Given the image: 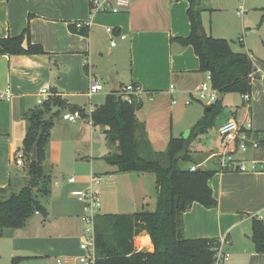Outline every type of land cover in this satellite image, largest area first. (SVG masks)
Instances as JSON below:
<instances>
[{
  "label": "crops",
  "instance_id": "1",
  "mask_svg": "<svg viewBox=\"0 0 264 264\" xmlns=\"http://www.w3.org/2000/svg\"><path fill=\"white\" fill-rule=\"evenodd\" d=\"M201 6L204 8L202 19L206 31L214 37L226 38L234 51L249 53L258 67L257 62H261L258 59L264 58V23L254 38L250 34L251 19L244 18L248 12L246 8L243 14H239L240 7L237 10L236 17L243 18L241 23L236 20V24H219L212 19L213 12L225 7H218L216 0H201ZM188 7L187 0H132L123 13L96 16L88 34L84 35L72 25L89 16L87 0H0V37L19 35L29 25L32 41L42 44L46 51L45 54L32 56H0V90L9 87L13 94L10 101L0 100V187L18 191L29 179L28 165L24 162L18 164L17 154L23 153L22 144L27 132L25 114L39 106L37 100L46 85L50 86L51 96H60L69 102L87 97L92 100L94 95L106 97L130 83L139 85L143 91L137 97L142 105L136 111V117L145 123L154 151L166 150L170 138L174 136L178 104L184 101L185 107H180L186 112L185 118L189 123L199 121L207 104L201 103L194 94L207 81L208 72L199 70V58L192 45L182 46L172 40L173 37H186L191 33ZM262 9L260 18L253 16L254 24L261 20ZM240 24L243 30L239 39L244 46L242 49L231 44L229 37L234 30H240ZM109 25L116 28V34L107 32ZM119 32L126 38H120ZM112 39L116 40L115 46L111 45ZM254 48H259L261 55H258L262 58L256 56ZM257 73L252 78L249 103L243 100L241 94L240 100L232 103L228 99L232 93H219L223 109L211 130L218 131L219 126L229 119H235L251 137H255L256 131L264 130V70L261 68ZM91 80L103 85L102 91L93 96L87 94ZM188 100L190 103H187ZM63 115L59 116L61 121H55L51 131V140L56 144L52 145L44 166L55 167L52 170L54 173L64 163L73 168V173L77 174L73 176H77L78 182L66 180L61 185L60 180L56 181L52 191L58 196L47 208L43 220L32 217L21 228L6 229L0 238V260L4 256L11 260L21 256L26 257V263H30L44 256L70 253L73 250V234L76 227L80 228L79 217L86 212L72 191L86 186L93 174L99 177L107 174L100 178L101 182L96 187L101 202L100 214L118 210H123L122 213L136 212L138 203L135 196L142 200L153 190L156 192L153 172L112 171L113 165L104 160L111 150L109 143L106 146V142L99 140L98 131H104L94 126L91 119L85 118L87 114L76 122L66 120ZM194 124H187L188 130L184 134L189 136ZM208 140L206 135H201L191 144V150L196 158L202 160L199 166L218 170L209 180L218 204L207 208L194 202L183 215L184 234L187 238L225 240L224 250L230 253V260L221 264H264V254L254 250L251 238L252 215L264 209V172L222 170L219 155L225 151V141L218 136ZM237 155L257 158L264 155V146L259 151ZM209 163L214 164L207 166ZM114 174L126 176L120 178ZM156 201L155 197L149 203V210L153 211ZM115 208L120 209L114 211ZM59 218L62 222H55ZM43 229L48 233H42ZM137 237L147 241L137 244L135 238L137 249L153 250L147 233ZM3 240L9 241V251L3 250V246H7L2 243ZM74 250L84 253L77 241ZM77 263L74 261V264Z\"/></svg>",
  "mask_w": 264,
  "mask_h": 264
},
{
  "label": "trees",
  "instance_id": "2",
  "mask_svg": "<svg viewBox=\"0 0 264 264\" xmlns=\"http://www.w3.org/2000/svg\"><path fill=\"white\" fill-rule=\"evenodd\" d=\"M187 14L191 33L186 37H173L182 46L192 45L200 62V71L210 72L212 85L222 94L251 93V74L256 70L249 53L234 51L226 38L209 34L202 19L204 8L201 0H187ZM264 11V8L262 9ZM264 23V13L260 24ZM87 35L88 29L77 30ZM42 44L34 43L27 25L16 36L0 37V56L45 54ZM67 101L60 96H50L42 105L25 114L27 132L22 144L23 157L28 163L29 179L18 191L0 187V238L5 230L23 227L37 212L47 215L38 195L48 197L51 192V174L44 166L46 148L53 126V106L65 107ZM142 102L136 96L128 101L117 92L106 95L104 102L91 112V122L103 129L110 145L106 161L116 167L117 173L155 174L156 207L153 211L141 210L131 213L98 214L94 221V264H211L214 260L217 238H187L184 234L183 215L194 202L207 208L216 207L217 199L209 180L217 173L216 168H203L202 160L196 158L191 144L199 135L215 125V119L223 109L222 99L205 106L203 117L191 128L187 137L172 136L164 151H154L147 135L145 123L136 117ZM71 111L79 105L69 106ZM57 114V112L55 113ZM255 136L264 146V130ZM235 140L229 152L238 149ZM112 146V147H111ZM36 151V157L33 153ZM225 171H228L226 169ZM147 233L153 250L137 249L135 238ZM254 250L264 254V221L252 218ZM16 256L11 264H18Z\"/></svg>",
  "mask_w": 264,
  "mask_h": 264
},
{
  "label": "built area",
  "instance_id": "3",
  "mask_svg": "<svg viewBox=\"0 0 264 264\" xmlns=\"http://www.w3.org/2000/svg\"><path fill=\"white\" fill-rule=\"evenodd\" d=\"M89 3V16L84 20H78L74 23L77 29H88L93 23V19L98 15H116L123 13L130 5L132 0H87ZM246 9L243 5L239 8V14L245 13ZM107 32L111 35L116 34V28L114 26H107ZM118 36L122 39L126 38V35L119 32ZM111 45H116V40H111ZM261 68L257 67L253 71L251 77L253 78L257 72H260ZM173 87V86H171ZM103 85L96 81L91 80L89 83V88L87 94L93 96L94 94L102 91ZM50 86L46 85L41 89L40 96L37 100L39 105H42L48 98L51 96L49 93ZM142 89L139 85L136 84H127L122 86L117 92L118 95H121L128 101H132V96H139L142 93ZM219 92L212 85V76L208 72L207 81L202 83L194 97L202 102H205L207 105L212 104L217 101ZM12 92L9 87L4 90H0V100L10 101L12 99ZM243 100L246 103H249L251 100V93H245L242 95ZM175 102V101H174ZM190 103V100L187 101ZM66 120L71 122H76L81 119L82 113L79 110L69 111L63 115ZM220 136L225 141V151L219 155V164L222 170H239V171H261L264 172V155H261L257 158H243L240 155H247L251 150H260L263 146L260 143V137L254 138L249 136L244 132L235 119H229L218 128ZM238 139V149L236 152H229V148L233 146L235 140ZM23 153L17 154V163L23 164L24 162ZM199 165L191 166L192 170H195ZM100 177L98 175H91L88 179V184L82 188L74 189L72 194L84 205L85 211L88 212L87 215H83V221L88 224L87 233L93 232V243L87 244L81 242L80 248L84 251L76 259L65 258L57 259V264H74V261L83 264H94L96 261V252L94 244V221L95 217L100 214V198L99 192L96 187L100 184ZM70 183H77L78 179L76 176L69 178ZM39 213V212H37ZM252 218H258L264 221V209L253 214ZM225 240H220L219 245L215 247L214 260L211 264H221L230 260V253L224 250Z\"/></svg>",
  "mask_w": 264,
  "mask_h": 264
},
{
  "label": "rangeland",
  "instance_id": "4",
  "mask_svg": "<svg viewBox=\"0 0 264 264\" xmlns=\"http://www.w3.org/2000/svg\"><path fill=\"white\" fill-rule=\"evenodd\" d=\"M216 3H218V7H225V9H216L213 12L212 19L213 20L216 19L219 24H222L224 22H229V23H235L236 24V22L238 20L241 23V20L243 18L241 16H239V15H237L238 17H236V14H238L237 13L238 8L241 5L244 4L245 8L248 11L245 14L244 18L250 17V19H251L249 23L251 25L250 27L252 29V32L250 34L254 38H255V34L256 35L259 34L257 30L261 27L260 21H257V23L254 24L252 22V20H253V16H256L257 18H260L259 16L261 14L260 13L261 9H262V7H264V0H216ZM221 5H223V6H221ZM226 8H227V10H226ZM232 9L234 10V12L232 11ZM247 22H248V20H247ZM238 25H239V23H238ZM242 32H243V30H242L241 24H240V30H234L231 34H229L230 35L229 37H230L231 44H233V45L235 44L237 47H239V49H242V47H244L239 42V39L243 36ZM215 37H223V36H215ZM255 47H257V45ZM254 49L256 51L255 54L257 53L256 56L261 57V56H259V55H261L260 51H259V48H254ZM262 60L264 61V58H262L260 60L258 59V61H261V62H262ZM261 62H260V64L257 62L258 67H260V68H262L264 70V63H261ZM256 68H257V65H256ZM257 74L258 73L255 74V77H256ZM103 92H105V91H103ZM228 99H229V102H232V103L238 102L240 100V94L239 93H232L231 95H229ZM80 100L76 101V102L72 101V100L69 102L68 100H66V101H68L67 102L68 104L65 107L53 106V109L51 111V114L53 115V117H52L53 126L55 124V121L57 122L58 120L59 121L62 120V118L59 119V116L63 115L64 112L69 109V106H72V105H79V106L83 107L86 110L85 112L87 114L85 116V118L90 120L91 119V116H90L91 115V111L90 110L92 108H94L96 105H101L104 102V100H105V96L98 97L97 95H94L92 97V100H90L88 97L85 100H81V101ZM180 102H181V100H180ZM201 103L206 105L205 102H201ZM183 104H184V101L182 103H180V105L183 106V108H184L185 105H183ZM84 105H86V107ZM180 105L179 104L177 105L178 109L175 111V115H176V117H175V131H174V136L175 137L181 136L184 133H186V131L188 130V125H190L191 123H196L198 121V120H194L193 122L189 123V120L187 118H185L186 117V112H184V109L181 108ZM56 112H57V114H55ZM53 126L51 128V131L53 129ZM211 129H209L206 133H204V135H206V138L209 139L208 141L214 140L215 137H217V136L220 139L221 136H220L219 132L217 130H211ZM98 133H99V140H102V141L106 142V146H107L108 140L106 138V134L105 133H101L100 131H98ZM201 135H203V134H201ZM201 135H199L198 138ZM254 138H257V136H255ZM53 144L55 145L56 142L55 141L53 142V139L51 140V134H50V139H49V142H48V145H47V148H46V159L44 160V163H46L48 157H50L49 154H50V151H51V148H52ZM109 147H110V145H109ZM108 149L105 150L106 154L108 152ZM103 158H104V156H102V160H103ZM104 160L106 161L105 158H104ZM24 163H25V165H28L27 161L25 160V157H24ZM53 164H55V163H53ZM213 164L214 163H209V165H207V166H212ZM45 166H46V164H45ZM115 168L113 166V168H112L113 172L116 170ZM45 169H46V171H48L49 174H51V192H50L48 197L40 196V194L38 195V197L40 198L41 202L43 203V205L45 206V208L47 210V208H50V206L52 204V201L57 198L56 196H58V195H56L57 193L52 191V187H53L54 183H56V181L60 180V184L64 185L66 180H68V182H69L70 176H73L74 173L72 171L73 168H71L70 166L65 165L64 163H61L60 166H59V169H57L54 173H53L52 170H54L55 167H53V166L52 167L51 166H48V167L46 166ZM74 175H77V174H74ZM114 175L115 176L118 175V176H120V178H124V176H126V175H123V174H114ZM105 176H107V174L103 173V174L100 175V178H103ZM126 178H129V177H126ZM155 197H156V192H154V190H153L152 193H148V196H144V198L142 200L139 199L138 196H135L136 203H138L135 206L136 211H141V210L152 211V209L149 210V208H150L149 207V203H152L154 201ZM112 202L114 203V201H112ZM122 205H123V202H122ZM155 207H153V210L155 209ZM116 209H120V208H115L114 211H117ZM118 211L119 212H115V213H122L123 210H118ZM100 212H101V206H100ZM84 214L87 215L88 212H85ZM83 215L81 217H79V223H80L79 226H80V228L78 229L76 227L77 230L73 234L74 238H72V243H71L73 250L70 253L61 252L60 254H58L55 257L52 256V255L44 256V257L40 258L38 261H31L30 263H26L24 261L25 259H20L18 264H57V259H59V258H61V259H65V258L76 259L77 257H79L81 253L80 252H76L74 250L75 242L77 241L78 245H80L81 242H85L87 244H92L93 243V232H91L89 234L87 233V229L90 226H88V224H86L83 221V219H82ZM32 217H34V219L40 218V219L43 220V218H45L46 216H44V214H41V215L34 214ZM55 220H57L55 222H58V221L62 222V218L55 219ZM63 222H64V220H63ZM46 231L47 230L43 229L42 233H48V231L47 232ZM142 240L139 239L138 237H136L137 244H140V242L142 243ZM2 243L4 245H7L6 247L3 246V250L4 251H9V248H10L9 241L8 240H3ZM11 262H12V260L10 259V257H6V256H4V258H2L0 260V264H11ZM77 264H83V263H79L78 262Z\"/></svg>",
  "mask_w": 264,
  "mask_h": 264
},
{
  "label": "water",
  "instance_id": "5",
  "mask_svg": "<svg viewBox=\"0 0 264 264\" xmlns=\"http://www.w3.org/2000/svg\"><path fill=\"white\" fill-rule=\"evenodd\" d=\"M188 135L187 134H184L183 135V137H187ZM36 157V151H34V153H33V158H35Z\"/></svg>",
  "mask_w": 264,
  "mask_h": 264
},
{
  "label": "bare ground",
  "instance_id": "6",
  "mask_svg": "<svg viewBox=\"0 0 264 264\" xmlns=\"http://www.w3.org/2000/svg\"><path fill=\"white\" fill-rule=\"evenodd\" d=\"M143 241L147 242L145 239H143Z\"/></svg>",
  "mask_w": 264,
  "mask_h": 264
}]
</instances>
